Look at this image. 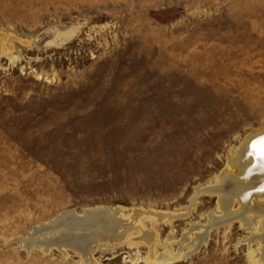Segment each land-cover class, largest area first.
Masks as SVG:
<instances>
[{
    "label": "rangeland",
    "instance_id": "obj_1",
    "mask_svg": "<svg viewBox=\"0 0 264 264\" xmlns=\"http://www.w3.org/2000/svg\"><path fill=\"white\" fill-rule=\"evenodd\" d=\"M263 129L264 0H0V264H264L258 213L185 238L241 210L233 157ZM98 208L129 221L77 236L92 261L39 243L63 232L24 248Z\"/></svg>",
    "mask_w": 264,
    "mask_h": 264
},
{
    "label": "bare ground",
    "instance_id": "obj_2",
    "mask_svg": "<svg viewBox=\"0 0 264 264\" xmlns=\"http://www.w3.org/2000/svg\"><path fill=\"white\" fill-rule=\"evenodd\" d=\"M233 165L236 169L234 176V181L236 183L232 188L233 192L231 195H233L234 198L238 199V201L242 205V208L239 212H231L226 209L228 214L225 217H213L207 227L200 228V226L197 224L192 226L185 233V238L186 241L193 243L197 248H200L203 243H207L209 241L212 230L221 226H225L229 223H233L236 218H240L243 224L246 225L250 224V213L261 214L264 219V204L259 201V198L264 197V129L247 139L242 150L236 152V156L233 157ZM209 191V188L205 191L202 190V192ZM226 199L227 197L225 196V194H223V190L220 191V202H222L223 205L226 204L224 206L225 208L226 206H228ZM138 215H147L148 218L150 217L151 219L153 218L158 221H172L178 217H185L182 215L162 214L156 212H139ZM128 221L129 219H125L122 217V211L120 210H115L114 212H112L108 209L98 208L87 210L81 215L77 214L74 211H71L64 213L48 224H44L38 227L34 231L35 234H30L28 238L23 240L22 242L24 244V248L29 251L42 236H47L50 234L58 235L63 232L60 240L39 241V243L43 246H46L47 250L51 247H57L60 250H62L63 248L74 247L77 250H80L82 254L87 257L88 261H92L93 258L91 259V257L92 253L95 252V246L92 248L87 247V249H83V247L81 248L79 246L81 244V241H78L77 236H79V234L83 231H91V233H93L95 230V232L93 233L96 237L94 238L95 240L93 239V242L89 241L91 246L93 243L95 244V242L101 240L99 238H113L114 236H112L110 233L107 234L106 232L108 230L110 231V229L113 228L120 230ZM118 234L122 233L120 232ZM66 235L73 240L69 239V241L66 242V239H64ZM260 237L264 239V235H261ZM81 239L84 240V238ZM85 245L88 246L87 244ZM261 257L264 261V250Z\"/></svg>",
    "mask_w": 264,
    "mask_h": 264
}]
</instances>
